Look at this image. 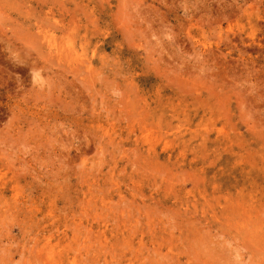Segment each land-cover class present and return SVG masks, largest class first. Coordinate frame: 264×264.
<instances>
[{"label": "rangeland", "instance_id": "1", "mask_svg": "<svg viewBox=\"0 0 264 264\" xmlns=\"http://www.w3.org/2000/svg\"><path fill=\"white\" fill-rule=\"evenodd\" d=\"M0 264H264V0H0Z\"/></svg>", "mask_w": 264, "mask_h": 264}]
</instances>
